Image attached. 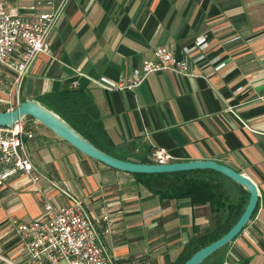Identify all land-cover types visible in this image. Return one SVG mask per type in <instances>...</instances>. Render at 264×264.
Returning <instances> with one entry per match:
<instances>
[{
    "label": "crops",
    "instance_id": "obj_1",
    "mask_svg": "<svg viewBox=\"0 0 264 264\" xmlns=\"http://www.w3.org/2000/svg\"><path fill=\"white\" fill-rule=\"evenodd\" d=\"M35 1L33 9L26 7ZM60 2L7 0L4 10L34 17ZM199 34L207 43L204 58L188 65L189 74L152 72L138 86L122 90L103 89L93 81L127 74L151 57L156 46L181 57L182 46L191 45ZM47 41L49 54H38L31 64L20 98L38 102L53 90H84L111 144L131 161L144 155L150 159L153 150L161 149L169 157L166 162L211 159L247 176L257 191L255 210L223 256L261 264L264 0H65ZM220 62L223 65L214 70ZM24 124L33 132L24 148L34 166L79 199L90 215L106 213L111 218L110 230L103 233L99 226L98 231L116 264H170L189 238L212 230L224 217L223 199L197 204L188 197L155 193L179 181L174 172L145 177L149 188L132 173L82 154L33 118ZM222 184L231 199L244 193L229 181ZM38 185L54 205L69 203L45 180ZM42 213V197L25 177L0 185L2 256L26 264L10 236L8 218L27 222Z\"/></svg>",
    "mask_w": 264,
    "mask_h": 264
},
{
    "label": "built area",
    "instance_id": "obj_2",
    "mask_svg": "<svg viewBox=\"0 0 264 264\" xmlns=\"http://www.w3.org/2000/svg\"><path fill=\"white\" fill-rule=\"evenodd\" d=\"M7 0H0V106L10 110L20 102V85L38 54H49L48 35L61 13L63 3L49 10L36 12L34 17L19 15L14 9L4 10ZM38 1L26 6L33 9ZM205 36L197 35L189 46H182V56L176 57L165 47L156 46L151 57L141 61L125 75L115 80L99 76L93 81L107 90L131 89L141 84L152 72L169 70L186 75L190 63L204 58ZM222 62L213 65L217 70ZM23 118L11 126H0V185L12 177H25L35 192L42 197V215L27 222L8 218L10 236L22 253L26 264H116L106 252L98 227L103 233L111 228L108 214L90 215L82 202L70 196L34 166L24 148L31 138ZM168 155L161 149L151 152L152 163H164ZM39 180L59 190L69 199L68 204L54 205L40 189ZM0 261L15 264L0 254ZM221 264H241L227 255Z\"/></svg>",
    "mask_w": 264,
    "mask_h": 264
},
{
    "label": "trees",
    "instance_id": "obj_3",
    "mask_svg": "<svg viewBox=\"0 0 264 264\" xmlns=\"http://www.w3.org/2000/svg\"><path fill=\"white\" fill-rule=\"evenodd\" d=\"M22 100L23 99H20V101ZM38 103L56 114L76 133L98 149L113 157L122 160H130L126 156L118 153L115 150V146L111 144L102 126L98 111L88 92L81 89H57L43 94ZM136 161L141 163H152V160L147 158L146 155L136 158ZM132 174L140 178L139 180H141L144 185L151 188L150 180H145L144 178L150 175H163L166 173ZM173 174L180 175L178 182L173 185L155 189L154 192L161 197H188L192 203L197 204H211L219 199L225 200L226 203V212L217 226L202 235L189 238L177 257L170 263L182 264L195 250L219 237L235 222L246 202L247 192L244 190V193L239 195L236 199L229 198L227 190L223 187L222 181H229L237 190H242V186L237 185L220 173L209 169H193L174 172ZM254 210L255 207L252 214ZM226 245L227 244L214 251L203 261L212 258L213 260L210 264H221L222 255L219 256V252L221 249L224 250ZM203 261L199 264H203ZM261 264H264V260Z\"/></svg>",
    "mask_w": 264,
    "mask_h": 264
},
{
    "label": "water",
    "instance_id": "obj_4",
    "mask_svg": "<svg viewBox=\"0 0 264 264\" xmlns=\"http://www.w3.org/2000/svg\"><path fill=\"white\" fill-rule=\"evenodd\" d=\"M25 116L33 118L50 130L55 136L66 141L82 154L116 170L129 173L151 174L173 173L193 169H209L220 173L237 185L242 186L247 192V199L235 222L219 237L195 250L182 264H199L214 251L230 242L249 220L256 205L257 191L254 183L247 176L235 171L227 165L211 159L141 163L113 157L95 147L76 133L56 114L32 99H24L10 110H0V126H11Z\"/></svg>",
    "mask_w": 264,
    "mask_h": 264
},
{
    "label": "rangeland",
    "instance_id": "obj_5",
    "mask_svg": "<svg viewBox=\"0 0 264 264\" xmlns=\"http://www.w3.org/2000/svg\"><path fill=\"white\" fill-rule=\"evenodd\" d=\"M2 109V106H0V110ZM28 117H23V121L25 120V119H27ZM224 181H222V183H223ZM228 188L230 189V193L232 192V191H234V188H232V186L230 187V184L228 185ZM228 189V190H229ZM234 196V195H233ZM224 250L223 249H221L220 250V252H219V256H221L222 255V257H223V252ZM212 258H210V259H207V260H205V261H203V264H210L211 262H212Z\"/></svg>",
    "mask_w": 264,
    "mask_h": 264
}]
</instances>
